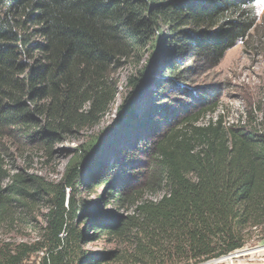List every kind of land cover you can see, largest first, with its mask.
<instances>
[{
    "label": "trees",
    "instance_id": "16d2710c",
    "mask_svg": "<svg viewBox=\"0 0 264 264\" xmlns=\"http://www.w3.org/2000/svg\"><path fill=\"white\" fill-rule=\"evenodd\" d=\"M254 1L0 0V138L13 145L50 154L98 125L119 93L118 71L149 54L152 63L156 55L164 59L160 81L187 97L167 105L158 88L142 110L130 107L145 93V65L129 77L115 125L72 149L60 180L11 172L0 159V229L22 221L16 206L28 212L38 197L48 202L43 240L0 244V264H23L40 251V264H104L111 253L89 256L80 248L84 239L103 234L130 240L133 232L140 254L133 258L142 263L165 255L170 262L198 263L244 246L246 227L264 224V131L226 126L222 115L199 124L217 105L209 93L196 94L181 82L186 58L220 61L249 34L257 22ZM115 132L109 145L125 137L122 153L97 179L108 186L109 202L117 208L128 202L134 213L115 218L96 205L81 215L76 191L84 168H93L97 150ZM143 146L151 151L138 178L142 191L129 203L125 182L133 157L126 154ZM159 187L165 189L160 199L143 198Z\"/></svg>",
    "mask_w": 264,
    "mask_h": 264
},
{
    "label": "rangeland",
    "instance_id": "374dc122",
    "mask_svg": "<svg viewBox=\"0 0 264 264\" xmlns=\"http://www.w3.org/2000/svg\"><path fill=\"white\" fill-rule=\"evenodd\" d=\"M253 5L255 14L257 15V22L254 28L245 38H241L234 47L229 49L220 61H214L213 59L206 60L204 58H186L185 62H183L184 69L186 67H189V69L184 73L186 79L181 84H185L189 90L191 89L196 94L201 92L209 93L208 96H211L217 105L212 113H207L200 118L198 123L201 125L207 124L210 120H215L216 117L222 115L226 126L237 124L246 126L248 129L264 131V0L254 1ZM151 57V54H149L140 65L128 62L118 71L117 76L120 79L119 93L111 111L98 125L84 130L79 135L71 136L67 141L57 145L50 154L30 147H24L23 145L16 146L7 138H0V159L2 163L11 172L24 169L28 173L40 175L49 180H60L70 165L72 153L76 146L91 139H98L97 137L104 135L106 129L115 125L118 118V108L130 93V89L127 87L128 79L130 76H138L139 69H142L145 65L148 67L145 69L147 71L142 86H144L146 94L144 93L134 101L132 99L130 107L134 106L136 111L142 110L151 101L147 97V94L158 88L164 90L162 95L164 97L163 102L167 105L174 104L177 106L179 100H184L187 97L181 95L178 89L173 87L170 82L160 81V70L162 68H160L161 65L159 67L158 65L160 64V60L164 59L156 55L155 61L152 63L149 60ZM154 98L156 102L160 100L158 96H154ZM181 115L183 116V112H181ZM118 130L119 128L117 127ZM116 132L112 135V138L110 136L111 139L109 138L108 142L104 143L95 159L93 153L91 156V159L95 160L93 168L87 170L86 178L77 187L76 200L83 208L79 211L81 215L84 211L91 213L96 205L102 207L110 216L116 214L115 218L118 215L134 213V206L130 207L127 211L128 202L126 204L127 207L121 208H117L114 202H109V200L112 201L113 197L108 195V186L97 179L104 173H109L110 163L122 153L120 150L125 142V137H117L109 145V142L116 136ZM119 139L122 140L118 141ZM150 151V147L143 146L140 150L135 149L133 152L126 154L129 158L133 157V165L128 170L130 171L129 176L126 182L124 181L125 185L127 182H130L127 188V196H132L128 200L129 203L139 196L137 194L138 191H142L138 178L144 174ZM122 155L125 156V154ZM122 160L123 164L124 159L122 158ZM98 162L100 163L97 164ZM85 163L86 160L84 161V165ZM121 168L126 169L125 167ZM113 170L114 168H112ZM112 174L114 173L111 172ZM164 193L165 189L159 187L144 192L143 198L156 201ZM33 207L31 211L26 212L21 206H16L17 216H22V221L16 219V223L10 226L4 225L0 229V244L7 242L11 244L21 242L31 243L43 240L47 224L48 202L46 199L38 197L34 201ZM85 226L86 224L83 219L78 224V227L81 229ZM132 234H130V240H127L126 237L124 240L122 237L106 234L94 236L84 239L80 243V248L82 252L86 253L85 255L89 256L96 253H111L104 264H184V261L170 262L167 255H165L164 260L162 259L161 262L152 260V258H147L146 263L135 261L133 255L139 254V252H136V244L133 241ZM244 234L245 244L240 250L252 253V251H259L260 247H264V224L257 227L247 226ZM81 250L76 249L74 252L76 253V257L81 255ZM43 254L44 251L35 253L28 257L23 264H40V258ZM246 258H235L233 263H231L219 256L198 263L191 261L189 264H245L247 263Z\"/></svg>",
    "mask_w": 264,
    "mask_h": 264
},
{
    "label": "built area",
    "instance_id": "2783aa9c",
    "mask_svg": "<svg viewBox=\"0 0 264 264\" xmlns=\"http://www.w3.org/2000/svg\"><path fill=\"white\" fill-rule=\"evenodd\" d=\"M221 257L224 258L225 261H230L231 263H233V260L235 258L247 257L246 258L247 264H264V254L261 253V251L251 253L245 250L237 249L235 251L230 252L227 255H222Z\"/></svg>",
    "mask_w": 264,
    "mask_h": 264
},
{
    "label": "water",
    "instance_id": "95a60500",
    "mask_svg": "<svg viewBox=\"0 0 264 264\" xmlns=\"http://www.w3.org/2000/svg\"><path fill=\"white\" fill-rule=\"evenodd\" d=\"M108 138L106 140H108ZM101 148H102V146L99 147V149L97 150V153L101 150ZM97 153L95 154V157L97 156ZM85 164H92V162H86ZM88 168H89V166H85L83 174H85L87 172Z\"/></svg>",
    "mask_w": 264,
    "mask_h": 264
},
{
    "label": "crops",
    "instance_id": "0c3cea01",
    "mask_svg": "<svg viewBox=\"0 0 264 264\" xmlns=\"http://www.w3.org/2000/svg\"><path fill=\"white\" fill-rule=\"evenodd\" d=\"M259 251H261V253L264 254V247L260 248ZM245 264H247V263H245Z\"/></svg>",
    "mask_w": 264,
    "mask_h": 264
},
{
    "label": "bare ground",
    "instance_id": "6f19581e",
    "mask_svg": "<svg viewBox=\"0 0 264 264\" xmlns=\"http://www.w3.org/2000/svg\"><path fill=\"white\" fill-rule=\"evenodd\" d=\"M118 101V100H117ZM261 248V247H260ZM257 250H255V252H256ZM252 252H254V251H252ZM224 259V258H223Z\"/></svg>",
    "mask_w": 264,
    "mask_h": 264
}]
</instances>
